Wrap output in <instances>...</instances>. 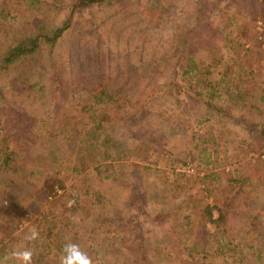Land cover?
Masks as SVG:
<instances>
[{"label":"rangeland","instance_id":"1","mask_svg":"<svg viewBox=\"0 0 264 264\" xmlns=\"http://www.w3.org/2000/svg\"><path fill=\"white\" fill-rule=\"evenodd\" d=\"M112 3L0 0V252L28 247L33 264H60L72 242L93 264H207L194 238L228 224L237 264H264V163L244 143L264 123V0ZM70 18L52 55L3 70L7 46ZM250 69L262 87L235 100ZM45 171L64 188L38 205ZM46 215L50 234L36 221ZM219 251L209 264H235Z\"/></svg>","mask_w":264,"mask_h":264},{"label":"trees","instance_id":"2","mask_svg":"<svg viewBox=\"0 0 264 264\" xmlns=\"http://www.w3.org/2000/svg\"><path fill=\"white\" fill-rule=\"evenodd\" d=\"M112 1H115L117 3L119 0H77L76 8L77 9H82V8H89L95 4L98 5H103V7H108L109 5H112ZM0 16L4 17L3 10H0ZM71 26V18L68 19L63 26L60 28H57L53 31H51L49 34L48 33H40V32H35L32 35L24 38L22 41L16 43L14 46H7L5 51L3 52V59L2 62L5 64V67H3V70H6L10 64L15 63L17 61L20 62H30V61H35L36 57L39 56L45 47L48 49V54L52 55L56 45L64 38L65 34L68 32ZM192 65H190V61L188 60L187 65L188 69L191 71H194V74H196V69L198 64L193 62L192 60ZM186 65V64H185ZM189 71L186 70L185 74H188ZM90 78H95V75L92 74ZM195 78V76H192V79ZM229 82V81H228ZM240 87H243V90L240 91L242 88H238L239 94L235 96V100L243 101L245 98L253 96V92L257 90L258 88L261 89L262 84H255L257 83L256 80H254V75H253V69H250V71L246 74L245 81L240 82ZM251 86V88L247 87ZM93 93V91H92ZM91 93V94H92ZM263 93V92H262ZM94 96L96 94H93ZM93 96V99L95 98ZM264 100V96L262 98ZM98 100H92V103L89 106V119L92 121H95L97 118L99 119V116L97 115L98 113V107L97 103ZM204 105H207L206 102H202ZM241 106L244 107L243 102L241 103ZM216 109L217 112H223L221 108L217 106H212ZM98 129H101V121H97V127ZM249 136H250V142H244L245 145L247 146L248 151L253 152V154L257 155L256 160L258 161L257 163L261 162L264 163L263 160L260 158V153L262 149L264 148V123H258V122H252L249 125ZM100 137V136H99ZM51 172L45 171V174L47 176H44L43 181L41 182L40 186H35L37 192L36 193H31L32 196H36L39 199L37 200V204L41 205L43 202H47L48 198L51 196L56 195L55 187H58L59 189L64 188V184L61 181V176H56V175H51ZM108 177V176H107ZM110 177V176H109ZM106 178V177H105ZM259 180H263V177H260ZM264 185V183H263ZM226 188V187H225ZM223 188V189H225ZM229 192V196L231 194L232 189H226ZM221 192V191H220ZM243 188L241 186L238 187L237 193H242ZM218 199L219 200V205H222V203H227L225 199L221 197V194H218ZM78 206V204H77ZM217 207V206H216ZM77 207H71V209L76 210ZM215 208V207H214ZM217 209V208H215ZM207 214L209 212L208 217L212 219L211 213H210V207L207 208ZM219 211V217L216 220H211L212 223H219V221L224 220V214L221 211V209H218ZM55 217V216H53ZM37 224L39 225V228H42L45 232L50 234L48 224L50 222L49 218L46 216L43 217L42 220H36ZM221 236H218L214 238L213 240H210L208 238L201 237V238H194L193 241V246L196 248V252L204 256L206 259V263L209 264L212 261H216V254L219 253L221 249H223V252H221L222 255H227L228 257L226 258L227 261H229V258H234L235 264L238 262H241L243 260V256L238 259L237 256H239L237 252V246L234 244V237L233 233L234 230L232 231L229 227L228 224L225 225L220 229ZM235 235V233H234ZM232 236V237H231ZM217 241L219 250L216 252H212V248L210 246V243H215ZM224 246V247H221ZM6 256V253H5ZM220 256V255H219ZM5 258V257H4ZM0 257V261H7V263H10L9 260H5ZM237 260V261H236ZM12 262H14L12 260Z\"/></svg>","mask_w":264,"mask_h":264},{"label":"clouds","instance_id":"3","mask_svg":"<svg viewBox=\"0 0 264 264\" xmlns=\"http://www.w3.org/2000/svg\"><path fill=\"white\" fill-rule=\"evenodd\" d=\"M75 204V201L69 200L67 202L68 207H72ZM73 222H78L79 217L72 216ZM39 237V232L32 228L30 232L26 235L25 239L27 241H34ZM62 257L60 259V264H93L91 257L84 252L80 245L77 243H66L62 249ZM33 250L28 247H24L23 249H19L13 251L10 257H6L7 259H13L18 261L19 264H33ZM0 264H4V261H0Z\"/></svg>","mask_w":264,"mask_h":264},{"label":"built area","instance_id":"4","mask_svg":"<svg viewBox=\"0 0 264 264\" xmlns=\"http://www.w3.org/2000/svg\"><path fill=\"white\" fill-rule=\"evenodd\" d=\"M257 31H258V41L261 44L262 48H264V19L257 23ZM260 158L264 161V148L260 153Z\"/></svg>","mask_w":264,"mask_h":264},{"label":"crops","instance_id":"5","mask_svg":"<svg viewBox=\"0 0 264 264\" xmlns=\"http://www.w3.org/2000/svg\"><path fill=\"white\" fill-rule=\"evenodd\" d=\"M0 257L3 259L5 257V252H0Z\"/></svg>","mask_w":264,"mask_h":264}]
</instances>
